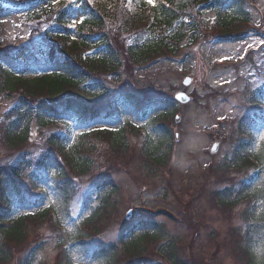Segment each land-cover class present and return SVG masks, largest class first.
Segmentation results:
<instances>
[{"label":"trees","instance_id":"16d2710c","mask_svg":"<svg viewBox=\"0 0 264 264\" xmlns=\"http://www.w3.org/2000/svg\"><path fill=\"white\" fill-rule=\"evenodd\" d=\"M75 2L80 3L83 11L93 10L94 15L78 22L75 28L78 39L71 40L67 24ZM23 6L26 11L38 6L31 16L39 19L37 25L45 26L47 40L36 48L19 47L7 53L0 50V61L4 57L16 61L22 73L5 71L0 64V92L13 95L18 92L21 97L7 113L9 125L3 134L9 145L19 149L29 139L28 126L35 123L45 134L43 140L48 151L43 149L35 162L38 172L30 171L34 162L28 155L30 151L24 150L9 154L20 156L9 173L0 169V264L13 262V248L27 242L26 221L33 223L37 216L49 214L45 210L31 218L23 212L47 203L52 212L53 207H58L66 215L67 206L78 193L76 183L84 178L91 182L90 193L96 195L97 204L73 232L64 234L68 242L58 243L56 264H75L73 252L84 264H133L134 257L141 259L135 255L146 251L148 243L165 236L163 225L143 219L130 221L119 226L116 241L106 246L96 242L100 235L97 232L106 221L108 210L115 208L110 202H115L118 192L113 181L117 172L127 171L139 161V169L153 178L159 169L167 167L175 138L163 121L173 118L176 108L172 97L151 100L146 95L129 92L102 105L106 91L91 78L97 71H118L116 63L120 64L122 55L137 66H144L154 58H173L187 51L205 30L206 21L201 16L206 8L216 18L219 40L233 41L231 36L239 35V27L250 23L245 0H162L152 7L143 0H30ZM11 11L0 6V18ZM94 49L99 53L91 55ZM38 67L49 72L35 75ZM249 96L247 102L253 115H246L237 123L233 162L227 161L224 166L225 170H233L235 162V168L247 170L248 179L239 184V190L224 188L213 197L221 210L246 203L242 214L246 227L242 233L234 232L231 243L237 248L241 264H264V137L258 163L251 159L257 143L255 131L259 129L264 134V83ZM39 100L46 103L36 104ZM129 116L155 130V135L144 136L140 152L127 146L121 128L115 134L99 129L93 133L78 132L69 142L73 124L82 130L96 121L114 123ZM87 135L96 139L106 136L109 151L84 146ZM92 203V197L85 195L82 205ZM42 246L40 243L27 248L28 254L18 264H35ZM120 251L123 258H119ZM157 254L164 258V264H185L174 242L166 244L163 252Z\"/></svg>","mask_w":264,"mask_h":264},{"label":"rangeland","instance_id":"374dc122","mask_svg":"<svg viewBox=\"0 0 264 264\" xmlns=\"http://www.w3.org/2000/svg\"><path fill=\"white\" fill-rule=\"evenodd\" d=\"M144 1L150 5V0ZM160 2L162 0H155L154 6ZM79 4H76L72 12L69 25L75 26L84 18L94 15L93 10L82 12ZM245 6L250 23L242 24L239 35L231 36L234 40L229 43L219 40L216 18L206 8L205 14L201 16L202 21H206L205 30L187 51L173 58H154L144 63V66H137L122 55L120 64L116 63L118 71H97L91 78L92 82L106 91L102 105L110 103L113 97L124 92L146 95L151 100L164 96L173 98L177 93L190 98L186 104L174 102L175 115L163 121L175 138L167 167L159 169L156 177H147L139 169L141 163L135 158L137 162L128 167L127 171H119L113 176L118 192L115 202L110 203L115 208L108 210L107 219L97 232L100 234L96 240L98 244L106 246L114 243L119 226L129 221L143 219L163 225L165 236L152 244L148 243L146 251L135 255L141 259L134 257L133 264L140 261L164 264V258L158 256L157 251L159 254L163 252L169 242L179 246L185 264L242 262L231 241L235 231L242 233L246 227L242 217L246 203L240 202L234 207L221 210L213 196L216 191H223L224 188L239 190V184L248 179L245 175L247 170L235 168V162L232 165L235 169L224 168L227 161L233 162L237 123L244 116L253 115L254 111L249 110L251 107L247 102L249 95L264 83V0H245ZM29 15L26 12L16 13L0 20V47L35 46L38 41H45V26L37 25V21H33ZM75 31L69 32L73 40L78 39ZM92 53L97 54L99 51L94 49ZM1 64L5 71L17 74V66L11 61L4 59ZM186 81L188 85L184 84ZM20 98L18 92L14 95L0 92V166L7 170L19 159L18 154L9 156L11 152L30 151L28 155H32L36 162L43 149L48 151L43 140L45 134L42 135L35 123L28 126L29 139L22 146L25 148L14 149L8 140L5 141L3 132L9 125L7 113L16 107ZM38 102L46 103L39 100L36 104ZM132 124L135 127L144 126L143 122L136 119H133ZM118 126V122L112 126L104 122L94 125V128L107 127L114 130ZM145 129V134L125 130L123 139L130 149L140 152L143 135H155V130L149 127ZM260 131H255L257 143L251 154L254 163L259 161L260 142L264 137L263 131ZM106 139V136L104 139L93 138L85 142L84 146H95L102 152L109 151ZM214 143H217L218 148L211 154ZM33 166V170L39 169ZM79 182H82L83 192L77 194L67 206L66 215L58 207H53L55 214L49 210V214L43 218L37 216L38 220L33 223L26 221L29 234L27 242L13 248L14 259L9 264H18L28 254L27 248L40 243H43V248L37 252L34 263L56 264L60 253L58 243L68 242L64 234L73 232L76 224L97 204L81 205L90 187L85 178ZM46 207L47 204L41 209L28 208L23 213L34 218L36 213L45 211ZM58 225H62L65 232L58 229ZM73 253L74 263L84 264ZM120 257L123 258L122 251Z\"/></svg>","mask_w":264,"mask_h":264},{"label":"water","instance_id":"95a60500","mask_svg":"<svg viewBox=\"0 0 264 264\" xmlns=\"http://www.w3.org/2000/svg\"><path fill=\"white\" fill-rule=\"evenodd\" d=\"M184 84L188 85V81H186ZM175 99L177 101H179L180 103H182V104H186L189 101L190 98L187 97L186 95L182 94V93H179V94H177ZM217 148H218L217 147V143H214L212 145V149H211L210 153L212 154V153L216 152Z\"/></svg>","mask_w":264,"mask_h":264},{"label":"snow or ice","instance_id":"6c2138e0","mask_svg":"<svg viewBox=\"0 0 264 264\" xmlns=\"http://www.w3.org/2000/svg\"><path fill=\"white\" fill-rule=\"evenodd\" d=\"M155 0H150V5L149 6H154Z\"/></svg>","mask_w":264,"mask_h":264}]
</instances>
